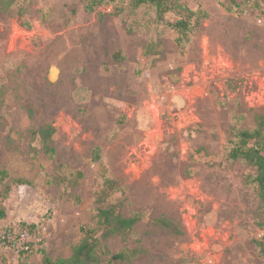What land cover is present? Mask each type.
I'll return each mask as SVG.
<instances>
[{
	"label": "rangeland",
	"instance_id": "1",
	"mask_svg": "<svg viewBox=\"0 0 264 264\" xmlns=\"http://www.w3.org/2000/svg\"><path fill=\"white\" fill-rule=\"evenodd\" d=\"M169 3L202 12L187 37L177 8L0 0V228L37 230L0 264L68 259L82 229L101 264H264L256 168L228 159L264 134V0ZM106 208L140 221L103 239Z\"/></svg>",
	"mask_w": 264,
	"mask_h": 264
},
{
	"label": "trees",
	"instance_id": "2",
	"mask_svg": "<svg viewBox=\"0 0 264 264\" xmlns=\"http://www.w3.org/2000/svg\"><path fill=\"white\" fill-rule=\"evenodd\" d=\"M86 11L92 13L96 7L102 3V0H84ZM136 5L150 3L157 7L158 12L163 16L166 12L172 11L174 8L185 10L187 12L186 19H180L174 26L181 35L187 37L191 30L188 20L195 17L198 13L193 12L188 8H182L179 5H172L170 0H135ZM203 15H206L203 13ZM228 159L231 161H244L256 168V174L249 178V183L257 186L259 198L262 202L264 212V134L260 128L254 131H240L237 133L236 140L232 142V148L229 151ZM21 183V182H19ZM115 183L107 179L105 186H113ZM4 212H0V217H4ZM98 223L104 227L102 238L107 239L111 236L123 234L132 228L140 221V216L135 215L130 218H123L116 215L114 210L101 209L98 214ZM85 237L81 243L74 249L73 254L68 259H59L53 261L43 250L40 253L43 255V264H101L103 256L107 254L106 248L101 245V240L94 236L95 231L92 229H82ZM128 252L124 251L110 255L109 261H126L129 259Z\"/></svg>",
	"mask_w": 264,
	"mask_h": 264
},
{
	"label": "built area",
	"instance_id": "3",
	"mask_svg": "<svg viewBox=\"0 0 264 264\" xmlns=\"http://www.w3.org/2000/svg\"><path fill=\"white\" fill-rule=\"evenodd\" d=\"M36 233L33 226L7 224L0 228V250L26 257L33 251Z\"/></svg>",
	"mask_w": 264,
	"mask_h": 264
}]
</instances>
